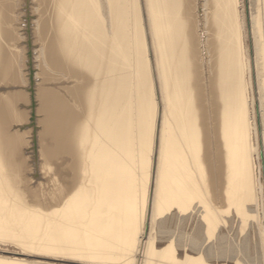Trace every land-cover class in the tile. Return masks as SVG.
Returning <instances> with one entry per match:
<instances>
[{"label":"bare ground","instance_id":"6f19581e","mask_svg":"<svg viewBox=\"0 0 264 264\" xmlns=\"http://www.w3.org/2000/svg\"><path fill=\"white\" fill-rule=\"evenodd\" d=\"M18 1L0 0V264H264V0L248 21L244 0H45L35 58L62 80L32 91L41 194L14 129Z\"/></svg>","mask_w":264,"mask_h":264},{"label":"rangeland","instance_id":"374dc122","mask_svg":"<svg viewBox=\"0 0 264 264\" xmlns=\"http://www.w3.org/2000/svg\"><path fill=\"white\" fill-rule=\"evenodd\" d=\"M29 2L27 3V1H26V3L27 4H21L19 1L17 2L18 3V5L17 6H15V8H14V10L13 11H15L14 13H16L15 14V16L13 17V19H12V24H15V25H12V29H13V31H15L14 32V34L15 35H17V36H15V37H17V39H19V41H18V43H20V45L21 46H24L25 48H26V52L27 53H25V66L23 65V67H22V74H25L24 75V77H26V78H28L30 75H31V73H32V75L28 78V80H29V82H28V84L26 85V83H19V85L17 84V85H12V87L13 88H11L12 89V91H15V89L16 90H19V87H20V90H23L24 92H26V94L29 96V94H30V96L28 97V100L29 101H27V102H20V107H21V109L23 108V111H25L26 112V117H25V119L22 121V122H17V123H15L14 124V129L15 130H18V131H20V132H22V133H24V135H25V137H26V146H25V150H24V171H26L25 172V174H27L26 175V179L29 181L28 183H29V185H31V187H32V189H35V191H36V193H39V194H41L42 193V190L44 189V178L42 177V172L41 171H43V169H42V158H41V155H40V146H41V144L43 143L42 141H41V137H40V135L39 134H37V133H39V131H40V124H39V114H38V112H37V97L36 96H34V93H35V95H36V86L39 84V82L41 81V82H43L44 80V83H46L47 85H49V86H55V87H57V86H61V85H59L60 84V81L62 80V79H59V77L58 76H56L55 75V73H53V72H50V70L49 69H47L48 71H49V73H48V71H45L46 70V68L44 69V64H42L41 62H40V60H39V58L37 59V57L35 58V56H37V49L39 48V46H40V40H39V36H38V34H39V24H40V22L42 21V19L44 18V16H48L49 14H48V12H50V9H49V11L47 10V9H45L46 8V1L45 0H41V1H43V2H40L39 4L37 3V2H39L38 0H28ZM31 4V5H30ZM33 4V5H32ZM41 4H42V8H41ZM44 4V5H43ZM245 5L244 7H245V10H244V15H245V17H246V20L248 21V17H249V14H248V10L246 9L247 7H248V4H247V1H245L244 0V3H242V5ZM21 5H24V6H22L21 7ZM19 6V7H18ZM29 6V7H28ZM44 6V7H43ZM25 7V8H24ZM40 9L41 8V15H40V13H39V11H38V9ZM243 7V8H244ZM22 8H23V10H22ZM27 8V9H26ZM198 10H202L203 9V7H202V4H201V6L199 5L198 7ZM44 9V10H43ZM17 10V11H16ZM27 10V11H26ZM28 10H30V11H28ZM36 12H35V11ZM43 11L45 12V13H43ZM18 12H19V14H22L23 15V17H25L24 19H23V17H22V15H19L18 14ZM30 13V14H29ZM38 14V15H37ZM46 14V15H45ZM43 15V16H42ZM16 16H18L19 17V19H18V17H16ZM27 16L29 17V19L27 18ZM46 16V17H47ZM22 18V19H21ZM28 20H27V19ZM30 18H32L31 20H30ZM34 18V19H33ZM19 21H18V20ZM15 20H16V22H15ZM22 20V21H21ZM29 20L31 21V22H29ZM33 20V21H32ZM36 20V21H35ZM40 21V22H39ZM18 22V23H17ZM19 22H22V23H19ZM36 22H38V23H36ZM23 23H25L24 25H23ZM30 23H32V24H30ZM34 23V24H33ZM22 25V27H21V25ZM27 24H28V26H27ZM17 25V26H16ZM18 26H20L19 28H18ZM33 26H35V27H33ZM14 27V28H13ZM15 27H17V28H15ZM21 28V29H20ZM246 28H247V31L249 30V25H248V23H246ZM16 29H17V31H16ZM20 30V32H18ZM28 30V31H27ZM30 30V31H29ZM36 30V32H34ZM27 31V32H26ZM23 32V33H22ZM32 32V33H31ZM34 32V33H33ZM18 33H19V35H18ZM25 33V34H24ZM29 33V34H28ZM31 34V35H30ZM37 34V35H36ZM20 35L22 36V35H24V36H22V37H20ZM33 35V36H32ZM18 36H19V38H18ZM36 36V37H35ZM28 39H27V38ZM22 40H21V39ZM32 38V39H31ZM34 39H37V40H39V41H35ZM15 40H16V38H15ZM15 40H14V42L12 41V43H15ZM27 40H29V41H27ZM32 40V41H31ZM33 40H34V42H33ZM21 41V42H20ZM44 41V40H43ZM42 41V42H43ZM250 41V44L252 43V40L250 39L249 40ZM17 43V42H16ZM34 43V44H33ZM39 43V44H38ZM32 45V46H31ZM39 45V46H38ZM30 47V48H29ZM33 47H34V49H33ZM249 47H251V45H249ZM30 52V53H29ZM31 52H33V53H31ZM251 52V48H250V51H249V53ZM36 53V54H35ZM34 56V57H33ZM30 57H32V58H30ZM34 58V59H33ZM32 60V62H31V60ZM27 60H28V62H27ZM39 61V62H38ZM31 63V64H30ZM41 63V64H40ZM38 64V65H37ZM27 65H28V67H27ZM30 66H31V68H30ZM28 68V69H27ZM34 68V69H33ZM37 68H39V69H37ZM42 68H43V70H42ZM35 73V74H34ZM42 75H41V74ZM39 74L42 76V78H40L41 76H39ZM54 76H52V75ZM28 75V76H27ZM35 76V77H34ZM39 76V77H38ZM47 76V77H46ZM44 77H45V79H44ZM31 78V79H30ZM39 78V79H38ZM44 79V80H43ZM53 79H54V81H53ZM46 80H49L48 82L46 81ZM55 81H56V83H55ZM59 81V82H58ZM34 84H33V83ZM37 82V83H36ZM32 84V85H31ZM37 84V85H36ZM16 88H15V87ZM29 86V87H28ZM27 87V89H24V88H26ZM15 88V89H14ZM22 88V89H21ZM32 88V89H31ZM33 88H35V89H33ZM25 90H27V91H25ZM31 90V91H30ZM31 93H30V92ZM34 93H33V92ZM34 96V97H33ZM31 97V98H30ZM33 98V99H32ZM34 101V102H36V103H32V102ZM22 105H25V106H22ZM34 105V106H33ZM28 107V108H27ZM33 108V109H32ZM36 108V109H35ZM33 111V112H32ZM21 123H22V125H21ZM18 128H20V129H18ZM27 132V133H26ZM37 135V136H36ZM33 137V138H32ZM37 137H38V139H37ZM40 137V138H39ZM32 138V139H31ZM27 147V148H26ZM38 172V173H37ZM42 178V179H41ZM40 179L42 180L41 182H40ZM30 180H31V183H30ZM40 183H39V182ZM39 187V188H38ZM38 188V189H37ZM42 188V189H41ZM41 189V190H40ZM39 192H38V191ZM3 254H5V255H8V256H15V257H20V258H23L24 257V259L26 258L27 260L29 259V261H31V259L33 260H42V261H45V262H50V263H54L55 262V264H95L94 262L93 263H91V262H86V261H77V260H71V261H66L65 259H63L62 258V260H60V259H56V260H49V259H47V258H43V257H35V256H32V255H26V254H16V253H3ZM31 258H30V257Z\"/></svg>","mask_w":264,"mask_h":264}]
</instances>
